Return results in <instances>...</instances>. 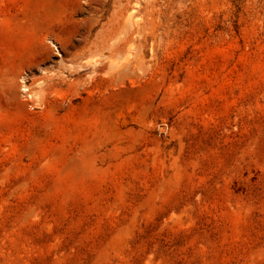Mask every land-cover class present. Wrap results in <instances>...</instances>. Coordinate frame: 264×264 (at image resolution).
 Segmentation results:
<instances>
[{"label": "rangeland", "instance_id": "obj_1", "mask_svg": "<svg viewBox=\"0 0 264 264\" xmlns=\"http://www.w3.org/2000/svg\"><path fill=\"white\" fill-rule=\"evenodd\" d=\"M0 264H264V0H0Z\"/></svg>", "mask_w": 264, "mask_h": 264}, {"label": "bare ground", "instance_id": "obj_2", "mask_svg": "<svg viewBox=\"0 0 264 264\" xmlns=\"http://www.w3.org/2000/svg\"><path fill=\"white\" fill-rule=\"evenodd\" d=\"M129 19V16L128 17H126V20H128ZM125 20V21H126ZM128 64H127V61H125V60H123V61H121V62H118L117 64H115L111 69H117L118 68V70H117V72H116V75H117V78L118 79H123L125 76H126V74H127V68H128V66H127ZM98 65H93V70H94V72H95V70H96V67H97ZM22 90H24V89H22Z\"/></svg>", "mask_w": 264, "mask_h": 264}]
</instances>
